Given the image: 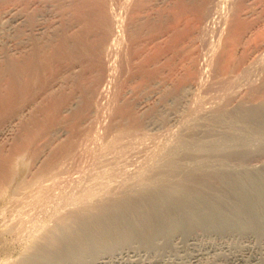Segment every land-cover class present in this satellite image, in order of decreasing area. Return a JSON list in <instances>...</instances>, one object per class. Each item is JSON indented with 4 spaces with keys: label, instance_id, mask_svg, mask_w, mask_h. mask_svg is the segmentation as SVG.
Instances as JSON below:
<instances>
[{
    "label": "rangeland",
    "instance_id": "obj_1",
    "mask_svg": "<svg viewBox=\"0 0 264 264\" xmlns=\"http://www.w3.org/2000/svg\"><path fill=\"white\" fill-rule=\"evenodd\" d=\"M3 1L4 2H1L2 4L0 3L1 7L5 5L6 1V4H11L12 2L15 5L18 4L17 7L19 6V9L25 10L27 16L26 25L29 24L31 27L29 25L30 28L25 26L27 28H24V31L27 30L28 33L32 34L28 35L27 32L24 33L23 27H19L17 30V38L19 40L26 38L25 40L27 41L29 38L27 41V51L23 52V54H17V51H9L6 46L0 45V52L3 50L0 53L2 57L0 59V68H2L0 71V80L2 81V83H0V105L2 104L6 107L4 103L10 101L11 98L9 94L10 89L12 87L14 89L16 88L14 90L15 97L13 96L14 99L12 98L13 102H11L12 107L11 105L9 109L7 107L8 110L5 108L7 111L4 107H0V183L2 182L3 177L1 176H3L4 172L10 171L12 173L13 168H20L18 174L19 180L14 190L8 195L0 192V207H2V209L0 208V264H18L22 262L27 256L35 253V251L41 247V244H47L50 237L54 236L55 233H59L67 226L74 225V222L76 223V221L79 220L77 217L80 218L79 214L83 217L84 213L90 212L85 206L88 207L89 205L88 208H91L92 203L95 204V206L94 204H92V206L97 207L99 204L101 206L102 204L104 205V203L107 205L113 201L119 202V199L121 205L124 203L123 208L125 212L126 210L128 212L127 217L133 223H137L140 217L137 209L139 200L137 202L135 199H138L144 192L161 191L166 188L169 183L170 186L172 183H175L174 185L172 184L174 187L179 186L180 183H184V185H186L185 183H190V187H196L198 190H202L201 194L206 198L211 197L231 203V211L228 214L235 221L237 231H220L218 233L216 230L204 231V229L198 227L199 230L193 228L194 230L188 233L189 237L184 232L178 233L177 231L178 234L175 233L172 237V239H174H170L173 242L170 240V242L162 241V238H160L158 242H156L157 244L155 243L156 246L149 247L150 249L146 246L145 248L142 244L139 246V240L135 238L129 242L130 244L127 243L129 245L120 244L116 246L114 250H125L124 248L128 247L127 249H129L131 247V251H135L136 253L139 251L138 254L141 253L139 255L141 256L140 258L138 256L136 258H131L137 259L138 262L139 259H141V262H144L143 264H154L159 261V263L162 264H182V262H184V264H237L231 260L233 256L232 253L234 254V252H239L248 246H251L256 253L259 250V252H264V236H256V233L254 234L253 231L246 227L244 217L235 214L234 209L237 207V205H235V199L237 197L231 192L230 187L228 188L227 183H236V179L231 182L225 176L227 171H238L237 178L240 183H244L246 187H248V185L251 186L250 183H264V125L257 120L259 119L258 115L251 116L244 111L247 107L250 108L264 101V48H262L264 46V0H139L138 2L134 0L137 4H133L134 1L132 0H98L99 2L97 0H25L28 2L27 4L24 0ZM87 4L88 6H86ZM71 5H74V8H72ZM130 5L132 7L134 6V8ZM28 6L30 8L27 11L25 7ZM204 7H206V11H203V9L205 10ZM100 8L105 9L107 13L103 9L100 10ZM72 9L75 10V12ZM64 10H66L65 13L62 12ZM30 12L34 18H30ZM66 12L69 15H67ZM71 12L75 13L76 16L75 14L72 15ZM111 13L112 16L110 18ZM202 13H204V15H202ZM200 15L202 17H199ZM60 16H63V18H60ZM74 16L78 19L76 22H80L78 23L79 25L74 21ZM112 17H114L115 21L118 20V22L112 21ZM36 18H38V20H36ZM122 19L123 22L121 23ZM29 20L30 22L27 23ZM34 20L36 23L40 20L43 25L40 22L33 25L35 24ZM4 21L5 19L2 17L0 11V22ZM72 21L71 30L69 28V23ZM99 21L102 23H99ZM113 22L116 23L117 26L113 24ZM61 23H65V26L64 24L62 26ZM75 23L77 25H74ZM38 25H40L41 30H39ZM99 26L100 28L103 27L101 29L103 32L100 30ZM108 27L109 29L112 27L111 30H113L112 32L114 33L109 31ZM119 27L122 31H120ZM113 28H115V30ZM106 29H108L107 31H109V33L105 31ZM117 29L121 34L124 33L123 36L118 34L119 31ZM63 30L66 32L64 33L65 35L67 34V36L64 35ZM97 30L100 31L96 32ZM200 30L201 33L198 34L197 32ZM36 31H39L40 34ZM42 31L43 35L41 33ZM52 31L55 34H53ZM69 33L70 38H68ZM109 34L111 37H109ZM40 36L42 38H40ZM73 36L74 39L72 38ZM121 36L124 37L123 40L120 39L122 38ZM219 36L221 38H219ZM104 38H106V45L102 46L101 40ZM115 38L123 42L120 41L119 43ZM40 39H42V42L39 41ZM70 39L71 43L69 42ZM44 41H46V43ZM75 41L78 42L75 43ZM115 41L118 43L115 45L120 46L122 49L119 53V48L114 46V55L118 59L115 62V67L118 66L119 68H115L117 70L115 71L117 73L114 72V74H116L115 78L111 80L110 84L108 83L109 87L106 88L108 95L105 92V97H98L95 94L97 86L101 88L102 83L103 85L106 83L105 81L102 82L104 72L99 61V54L101 55L102 52L104 53L107 47L109 48L110 44H114ZM31 42H33V44H30ZM121 43L122 45L125 43L123 45L124 47L120 45ZM259 44L261 48H258L260 47ZM61 47L62 49L66 47V53H68H64L65 50L63 51ZM67 47H70L69 49L73 51H68ZM80 48H82V50ZM28 49H33L32 53ZM258 50H263V52ZM13 52H15V54ZM26 52L32 55L30 56L32 60ZM98 52L99 54H97ZM214 52L216 53L214 54ZM60 53H64L67 56H63L64 54L61 55ZM76 54H78V56H76ZM86 54H88V56ZM117 54L118 56H116ZM15 55L17 56L16 59ZM25 55L29 61L26 58V60H24ZM210 55L212 57H209ZM59 56H63V62L58 61L61 59L58 58ZM74 56H76L77 59ZM8 57L12 58V60ZM94 58H96V61ZM15 60L19 61L14 63ZM76 60L77 62H75ZM70 64H73L76 68ZM10 65L14 68L15 72L13 69V71L11 70ZM63 66H66L67 69ZM60 67H63L64 70H61ZM71 68L74 73L70 70ZM78 68L80 69L78 70ZM66 70L68 74L66 72H61ZM68 70H70V74ZM25 72V76L27 75V77L23 74ZM14 73L18 75H14ZM91 73L92 76H90ZM58 75L61 79L64 77L66 78L62 79L65 80L63 82L66 84L62 82L61 86L63 87L65 84L67 87L64 86L62 90L66 88L72 90L73 88L72 91L74 93L76 92V95L74 93L72 94V91H68L67 89L66 91L63 90L64 92L62 91L63 93H61V86L59 89L52 86L53 90H51L52 87L50 85L58 81ZM71 75H76V77L74 76V78ZM190 75L193 78H191ZM15 76L19 77L20 80ZM189 77L192 82L189 80ZM25 78H27L26 81ZM194 78L197 81L196 84L193 82L195 81ZM75 79L77 82H75ZM12 80H14L15 83ZM16 80L17 83L19 82L20 84H17ZM72 80H74V87H72L73 83L71 84V82H73ZM20 81L24 82L23 85ZM68 82H70V85H67ZM94 82L98 84L96 83L95 85ZM12 83L14 86H12ZM25 84L27 86H25ZM182 84L183 87L181 86ZM25 87L28 93L23 90ZM184 87L186 89H184ZM89 88L90 90H88ZM47 91H50V94H48ZM86 92H88V94ZM77 94L78 97L80 96V99H82V102L78 99ZM67 95L73 96L74 98L72 97L71 100V97H67ZM83 95H89V98H85ZM82 96L85 100L81 98ZM235 97L238 98L236 99ZM17 98L22 101V104ZM91 98L93 100H91ZM4 99H6V101ZM65 99L66 101H68V99L70 100V102H67V105L65 104L66 102L64 103ZM15 101L19 102L21 105ZM59 102L62 104L60 105ZM86 102L88 107L84 105ZM57 103L59 104L58 107ZM80 103L86 108L84 107V109L82 105L80 107ZM88 103L94 104L89 105ZM25 106L29 110L28 112ZM70 106L72 107V111L74 110L73 113ZM91 106L94 107L92 110H95L92 111ZM13 107L15 111L21 108H23V110H18L19 112L16 111V114L15 111L12 112L11 110ZM79 107L82 109V112ZM62 108H67L71 111V114L67 109L68 112ZM83 109L85 111H83ZM9 110H11V112H8ZM50 111L58 112V114H54L55 112L50 113ZM77 111L80 112V114H77ZM89 112L90 114H88ZM13 113L20 118L17 119V117H15L16 115ZM48 113L54 115L50 116ZM74 113H76V115ZM81 113H83L82 116H84V114L86 116L81 117L82 121L80 118ZM1 114H4V116H1ZM72 114L75 118L78 116L80 119L76 118V122ZM91 115L94 116L91 117ZM87 116L93 119L90 120ZM51 118L54 119V121ZM85 122L91 123V125L90 123L89 125L87 124L89 128ZM62 124L65 125L63 126ZM86 132L87 134H84ZM56 136L57 138H55ZM59 136L62 137L60 138ZM68 136L71 139L68 138ZM85 137H87V139ZM83 143L85 145H83ZM74 146L84 149L77 153L79 157L75 156V158H71L69 153L74 149ZM60 153L64 155L62 156ZM45 157L47 159H45ZM17 159L21 161L18 165H14L13 160L16 162ZM53 168L56 169L54 170ZM49 170L56 177H54ZM240 170L246 171L240 172ZM58 172L63 177H61ZM33 176L36 179L33 178ZM12 179L7 184H10L13 181ZM41 179L43 182H41ZM56 180L60 181L58 182ZM53 181L54 183H52ZM38 182L41 185H46V187L41 185L38 186ZM163 183H167V185L164 186ZM200 183L209 184H204V186L201 185L199 187ZM34 184H37V188H35ZM160 184H162V188ZM27 186L31 187L30 190ZM126 189L127 191H125ZM31 190L32 193H34L32 195L29 194ZM141 190H143L142 194H140ZM192 192L195 193V190L191 191L190 195L194 194ZM27 193L29 195H27ZM12 194L14 197H12ZM15 194L22 195L19 197V195L17 196ZM37 194H40V198L38 197V199L35 198ZM176 194H178V192ZM99 197L100 199L102 197L103 201L99 200ZM106 197L108 198V202H106ZM15 198L16 200H12ZM96 198L97 200H95ZM3 200L5 202H3ZM94 201L97 202L95 203ZM99 201L100 203L98 204ZM76 204L79 209L76 207ZM82 209L84 210L83 212ZM75 210L77 211L75 212ZM78 211L80 213H78ZM16 212L18 216L14 215ZM60 212L63 213L61 214ZM66 212H70L71 214ZM64 213L67 215L65 216ZM75 213L78 214V216L76 215L77 220L73 221V218L76 219L74 216ZM69 214L71 216H69ZM72 214H74L73 217ZM58 217L61 219L59 220ZM63 217L67 218L63 219ZM17 218L20 220L18 221ZM6 219L9 220V222H4ZM22 220L25 221L22 223ZM70 220H72V222H70ZM12 221L15 225L12 224ZM62 224L64 226H62ZM6 226L9 227L6 228L8 231L6 229L4 230ZM57 229L59 232H56ZM49 231H51L50 236L48 235ZM194 231L196 233H193ZM46 233L48 235L47 237ZM191 236L197 237L194 239V242L193 240L192 242L189 240ZM134 240H138V242ZM186 240L190 243H187ZM214 250L216 251L214 252ZM196 251L200 253L201 256L199 255V259L197 258V260H191V256L197 254ZM177 256H179V258H177ZM125 258L123 259L124 261L122 260L121 264H131L128 258L126 259L127 261ZM60 260L61 259L51 256L45 260L47 263L42 264H64V262ZM65 264L78 263L65 261ZM260 264H264V260Z\"/></svg>",
    "mask_w": 264,
    "mask_h": 264
},
{
    "label": "bare ground",
    "instance_id": "obj_2",
    "mask_svg": "<svg viewBox=\"0 0 264 264\" xmlns=\"http://www.w3.org/2000/svg\"><path fill=\"white\" fill-rule=\"evenodd\" d=\"M8 1H10V0H8ZM25 1V0H24ZM42 1V0H41ZM71 1H73V0H71ZM80 1V0H79ZM98 1V0H97ZM99 1H102V0H99ZM98 1V2H99ZM104 1V0H103ZM131 1V0H130ZM129 1V2H130ZM132 1H134V0H132ZM137 2L139 1V0H136ZM136 1H134L133 2V4L134 3H136L137 4V2ZM1 2H4L3 0L1 1L0 0V3ZM26 2V1H25ZM35 2V1H34ZM78 2V1H77ZM83 2V1H82ZM127 2V1H126ZM206 2V1H205ZM208 2V1H207ZM7 2L5 1V5H7V6H3L2 5V7L0 6V8H1V15H2V17L5 19V21L4 22H0V45H2V46H6L7 48H8V50L9 51H17L16 53L17 54H23V52H25V51H27L26 49H27V41H28V39H27V41L25 40L26 38H22V39H18L17 37H18V34H17V30H18V28L19 27H23V31H24V28H27V27H25V26H28L29 24H27L26 25V14H25V10H23V9H19L18 7H17V5L18 4H14V3H12L11 2V4L9 3V4H6ZM28 2H26V4H27ZM37 3V2H36ZM47 3V2H46ZM71 3H73V2H71ZM75 3V2H74ZM104 3V2H103ZM107 3V2H106ZM2 4V3H1ZM4 4V3H3ZM21 4H22V2H21ZM42 4V3H41ZM78 4V3H77ZM217 4V3H216ZM29 5V4H28ZM50 5V4H49ZM65 5H66V3H65ZM80 5H82V4H80ZM205 5V4H204ZM22 6V5H21ZM26 6V5H25ZM40 6V5H39ZM43 6V5H42ZM53 6V5H52ZM72 6V5H71ZM74 6V5H73ZM72 6V8H74ZM86 6H88V4L86 5ZM90 6H92V5H90ZM95 6V5H94ZM131 6V5H130ZM206 6V5H205ZM209 6V5H208ZM35 7V6H34ZM38 7V6H37ZM62 7V6H61ZM67 7V6H66ZM81 7V6H80ZM84 7V6H83ZM99 7H100V5H99ZM107 7V6H106ZM132 7V6H131ZM207 7V6H206ZM206 7H204L205 8V10L203 9V11H206ZM26 9H27V11L29 10V6L28 7H25ZM24 8V9H25ZM42 8V7H41ZM69 8V7H68ZM71 8V7H70ZM91 8V7H90ZM89 8V9H90ZM132 8H134V6L132 7ZM210 8V7H209ZM208 8V9H209ZM43 9V8H42ZM50 9V8H49ZM61 9V8H60ZM64 9V8H63ZM101 9H103V8H100V10ZM30 10H32V9H30ZM44 10V9H43ZM62 10V9H61ZM67 10V9H66ZM66 10H64V11H62V12H64L65 13V11ZM69 10H71V9H69ZM73 10V9H72ZM104 11H105V9H103ZM194 10V9H193ZM192 10V11H193ZM60 11V10H59ZM74 12H75V10H73ZM68 12H70V11H68ZM77 12V11H76ZM101 12V11H100ZM106 12V11H105ZM113 12V11H112ZM132 12V11H131ZM133 12H134V10H133ZM133 12H132V14H133ZM199 12V11H198ZM201 12H202V10H201ZM208 12V11H207ZM67 13V12H66ZM72 13V15L73 14H75V13H73V12H71ZM107 13V12H106ZM28 14V13H27ZM42 14V13H41ZM59 14V13H58ZM62 14V13H61ZM82 14V13H81ZM81 14H79V15H81ZM105 14V13H104ZM131 14V13H130ZM205 14H206V12H205ZM29 15V14H28ZM67 15H69L68 13H67ZM71 15V16H72ZM117 15V14H116ZM202 15H204V13H202ZM30 18H34V17H32V14H31V12H30ZM75 16H76V14H75ZM75 16H74V21L76 22V20H78V19H76L75 18ZM87 16V15H86ZM102 16V15H101ZM107 16H109V15H107ZM111 16H112V13H111V15H110V18H111ZM114 16V15H113ZM56 17V16H55ZM92 17V16H91ZM115 17V16H114ZM114 17H112V21L114 20ZM199 17H202L201 15L199 16ZM204 17V16H203ZM30 18H28V19H30ZM42 18V17H41ZM48 18V17H47ZM60 18H63V16H60ZM77 18H78V16H77ZM100 18V17H99ZM118 18V17H117ZM122 18V17H121ZM45 19V18H44ZM68 19V18H67ZM81 19V18H80ZM116 19V18H115ZM201 19V18H200ZM208 19V18H207ZM36 20H38V18H36ZM41 20V19H40ZM37 21V23H36V21H35V24H33V25H36V24H38V22H40V23H42L41 21ZM43 20V19H42ZM59 20V19H58ZM69 20V19H68ZM110 20V21H111ZM117 20V19H116ZM45 21V20H44ZM56 21V20H55ZM62 21V20H61ZM115 21V20H114ZM30 22V20L27 22V23H29ZM51 22V21H50ZM54 22V21H53ZM59 22H60V20H59ZM59 22H58V24H59ZM84 22V21H83ZM101 21H99V23H100ZM115 22H118V20L117 21H115ZM123 22V19L121 20V23ZM32 23V22H31ZM46 23V22H45ZM73 23V21L72 22H70L69 24H70V26H69V28L70 27H72L71 26V24ZM77 24L78 23H80V22H76ZM74 24V25H77V24ZM102 23V22H101ZM194 23V22H193ZM201 23H202V21H201ZM47 24V23H46ZM54 24V23H53ZM62 24V23H61ZM64 24V26H65V23H63ZM63 24H62V26H63ZM113 24H115L116 25V23H114L113 22ZM204 24V23H203ZM32 25V24H31ZM42 25H43V23H42ZM79 25V24H78ZM101 25V24H100ZM105 25V24H104ZM112 25V24H111ZM195 25H196V22H195ZM199 25H201V24H199ZM30 26V25H29ZM28 26V27H29ZM39 26V30H41L40 29V25H38ZM38 26H36V27H38ZM46 26V25H45ZM44 26V27H45ZM84 26V25H83ZM89 26V25H88ZM106 26V25H105ZM112 26H114V25H112ZM117 26V25H116ZM118 26H119V24H118ZM198 26V25H197ZM31 27V26H30ZM29 27V28H30ZM33 27V26H32ZM43 27V28H44ZM58 27V26H57ZM60 27H61V25H60ZM68 27V26H67ZM82 27V26H81ZM102 27V26H101ZM107 27V26H106ZM120 27H121V24H120ZM120 27H119V29H120ZM199 27V26H198ZM201 27V26H200ZM33 28H35V27H33ZM48 28H50V27H48ZM75 28V27H74ZM79 28H80V26H79ZM99 28H100V26H99ZM98 28V29H99ZM103 28V27H102ZM102 28H100V30L102 29ZM117 28V27H116ZM123 28V27H122ZM192 28H194V27H192ZM32 29V28H31ZM45 29V28H44ZM60 29V28H59ZM71 29V28H70ZM78 29V28H77ZM77 29H75V30H77ZM108 29H109V27H108ZM108 29H106L105 31H107ZM112 29V27L109 29V31H113V30H111ZM114 30H115V28H113ZM201 29V28H200ZM26 30V29H25ZM33 30V29H32ZM37 30V29H36ZM50 30V29H49ZM56 30V29H55ZM61 30V29H60ZM72 30V29H71ZM70 30V31H71ZM75 30H73V31H75ZM82 30V29H81ZM81 30H79V31H81ZM86 30H87V28H86ZM100 30H97L96 32H98V31H100ZM118 30V29H117ZM219 30H221V29H219ZM35 31V30H34ZM43 31H45V30H43ZM43 31L41 32L42 33V35H43ZM51 31V30H50ZM85 31V30H84ZM102 31V30H101ZM104 31V32H105ZM109 31H107V33H109ZM119 31V30H118ZM120 31H122L121 29H120ZM120 31L118 32V34H120V35H122L123 36V34H121L120 33ZM197 31H198V29H197ZM25 32H27V30L26 31H24V33ZM30 32V31H29ZM36 32H38L39 33V31H36ZM35 32V33H36ZM53 32V31H52ZM52 32H51V34H52ZM59 32V31H58ZM61 32H62V30H61ZM65 31L63 30V33H64ZM83 32V31H82ZM95 32V31H94ZM103 32V31H102ZM110 32V33H111ZM195 32H196V30H195ZM22 33V32H21ZM23 33V34H24ZM28 33V32H27ZM34 33V34H35ZM50 33V32H49ZM48 33V34H49ZM66 33V32H65ZM65 33H64V35H65ZM71 33V32H70ZM70 33L68 34V36L70 35ZM101 33V32H100ZM99 33V34H100ZM112 33H114V32H112ZM194 33V32H193ZM198 34L199 33H201V30L199 31V32H197ZM196 33V34H197ZM220 33V32H219ZM20 34V33H19ZM29 34H32V33H28V35ZM37 34V33H36ZM35 34V35H36ZM40 34V33H39ZM46 34V33H45ZM45 34H44V37H45ZM47 34V35H48ZM53 34H55L54 32H53ZM59 34V33H58ZM98 34V35H99ZM102 34V33H101ZM105 34V33H104ZM167 34V33H166ZM26 35V34H25ZM50 35V34H49ZM61 35V34H60ZM63 35V34H62ZM77 35V34H76ZM75 35V36H76ZM81 35V34H80ZM107 35V34H106ZM119 35V36H120ZM212 35V34H211ZM220 35V34H219ZM22 36H24V35H22ZM22 36H20V37H22ZM27 36V35H26ZM25 36V37H26ZM32 36V35H31ZM38 36V35H37ZM54 36V35H53ZM56 36V35H55ZM65 36H67V34L65 35ZM71 36H72V34H71ZM77 36H79V35H77ZM100 36V35H99ZM103 36H105V35H103ZM121 36V37H122ZM201 36V35H200ZM227 36V35H226ZM229 36V35H228ZM19 37V38H20ZM30 37V36H29ZM43 37V38H44ZM47 37V36H46ZM51 37V36H50ZM109 37H111L110 36V34H109ZM32 38V37H31ZM38 38H39V36H38ZM40 38H42L41 36H40ZM68 38H70V36L68 37ZM73 39H74V36L72 37ZM98 38V37H97ZM102 38V37H101ZM123 38L124 37H122V38H120L121 40H123ZM202 38V37H201ZM219 38H221L220 36H219ZM224 38H226V37H224ZM18 39V40H17ZM49 39V38H48ZM53 39V38H52ZM65 39V38H64ZM108 39V38H107ZM114 39V38H113ZM115 39H117V38H115ZM203 39V38H202ZM229 39V38H228ZM45 40V39H44ZM50 40V39H49ZM66 40H67V38H66ZM96 40V39H95ZM99 40V39H98ZM118 40V39H117ZM120 40V41H121ZM223 41H225L224 39H222ZM40 42H42V39H40L39 40ZM57 41V40H56ZM60 41H62V40H60ZM68 41V40H67ZM74 41V40H73ZM102 41V42H101ZM101 41H99V42H101L103 45L102 46H104V45H106L105 43H106V38H104L103 40H101ZM120 41L118 40L117 42H119L120 43ZM133 41V40H132ZM209 41V40H208ZM230 41V40H229ZM45 43H46V41H44ZM70 43H71V39H70V41H69ZM76 42H78V41H75V43ZM95 42H97V41H95ZM116 41H115V43L114 44H110V46H109V48L107 47V50L106 51H104V53L102 52V54L100 55L99 54V52L97 53V54H99V61H100V64H101V66H102V70H103V72H104V76H103V80H102V82L103 81H105L106 83H104V85H103V83H102V87L101 88H99L98 86H97V88H96V90H95V94L98 96V97H102V96H104L105 97V92H106V94H107V91H106V88H108L109 86V84L111 83V80H113V78H115V75L116 74H114V72L115 71H117L115 68H117V67H115V62H116V60H118L116 57H115V55H114V46H116L115 44H118ZM121 42H123V41H121ZM221 42V41H220ZM219 42V43H220ZM48 43V42H47ZM66 43V42H65ZM68 43V42H67ZM86 43H88V42H86ZM125 43H126V41H125ZM124 43V44H125ZM264 43V42H263ZM30 44H33V42H31ZM49 44V43H48ZM97 44V43H96ZM123 44V45H124ZM94 45H95V43H94ZM120 45H122V43L120 44ZM122 45V46H123ZM128 45V44H127ZM166 45V44H165ZM260 45V44H259ZM64 46H66V45H64ZM91 46V45H90ZM131 46V45H130ZM34 47V46H33ZM50 47V46H49ZM60 47V46H59ZM63 47V46H62ZM62 47H61V49H62ZM72 47V46H71ZM116 47H118L119 49H118V52L119 51H122V49L120 48V46H116ZM115 47V48H116ZM124 47V46H123ZM127 47V46H126ZM56 48V47H55ZM58 48V47H57ZM56 48V49H57ZM70 47H67V49H68V51H73V50H70L69 49ZM74 48L76 49V47L74 46ZM89 48V47H88ZM258 48H261V45H260V47H258ZM262 48H264V46L262 47ZM50 49H51V47H50ZM59 49V48H58ZM73 49V48H72ZM81 50H82V48H80ZM117 49V48H116ZM31 53H32V51H33V49L32 50H30V49H28ZM52 50V49H51ZM63 51L65 50V52L64 53H66V47H64V49H62ZM90 50V49H89ZM218 50V49H217ZM3 51V50H2ZM1 51V52H2ZM46 51V50H45ZM63 51H61V52H63ZM74 51H76V50H74ZM94 51V50H93ZM115 51H117V50H115ZM123 51H124V49H123ZM258 51H261V50H258ZM0 52V53H1ZM58 52V51H57ZM96 52V51H95ZM213 52V51H212ZM261 52H263V50L261 51ZM4 53V52H3ZM3 53H2V55H3ZM14 54H15V52H13ZM27 53V52H26ZM63 53V54H64ZM68 53V52H67ZM66 53V54H67ZM74 53V52H73ZM85 53H87V52H85ZM115 53H117V52H115ZM120 53V52H119ZM118 53V54H119ZM216 52H214V54H215ZM257 53V52H256ZM7 54V53H6ZM14 54H12V55H14ZM16 54V55H17ZM28 55H29V53H27ZM61 54V53H60ZM63 54H61V55H63ZM66 54H64L63 56H67ZM82 54V53H81ZM90 54V53H89ZM118 54L116 55V56H118ZM219 54H221V53H219ZM225 54H226V52H225ZM224 54V55H225ZM8 55V54H7ZM15 55V56H16ZM27 55V56H28ZM56 55L58 56V54L56 53ZM75 55V54H74ZM87 56H88V54H86ZM120 55V54H119ZM162 55V54H161ZM165 55V54H164ZM199 55V54H198ZM223 55V56H224ZM30 56H32V55H29V58H30ZM62 56V57H63ZM76 56H78V54H76ZM76 56H74L75 58H76ZM197 56V55H196ZM231 56V55H230ZM19 57V56H18ZM21 57V56H20ZM52 57V56H51ZM62 57L61 56H59L58 58H61V59H59L58 61L59 62H63V60H62ZM69 57H71V56H69ZM209 57H212L211 55L209 56ZM226 57V56H225ZM2 57H1V55H0V59H1ZM9 58V57H8ZM17 58V56L15 57V59ZM28 59L27 57H26V55H25V57H24V60H26V59ZM34 58V57H33ZM57 58V59H58ZM65 58V57H64ZM89 58V57H88ZM91 58V57H90ZM200 58V57H199ZM262 58V57H261ZM9 59H11L12 60V58H9ZM31 59V58H30ZM74 59V58H73ZM77 59V58H76ZM92 59V58H91ZM96 58H94V60H95ZM127 59V58H126ZM212 59V58H211ZM216 59V58H215ZM32 60V59H31ZM62 60V61H61ZM75 60V59H74ZM220 60V59H219ZM264 60V59H263ZM1 61V60H0ZM16 61H19V60H15L14 61V63L16 62ZM28 61H29V59H28ZM65 61H67V60H65ZM71 61H72V59H71ZM96 61V60H95ZM98 61V60H97ZM120 61V60H119ZM227 61V60H226ZM234 61H236V60H234ZM251 61V60H250ZM31 62V61H30ZM68 62V61H67ZM69 62H70V60H69ZM74 62V61H73ZM75 62H77V60L75 61ZM89 62V61H88ZM125 62V61H124ZM212 62V61H211ZM215 62V61H214ZM219 62V61H218ZM19 63V62H18ZM17 63V64H18ZM243 63H244V61H243ZM242 63V64H243ZM4 64V63H3ZM65 64V63H64ZM74 64V63H73ZM73 64H70V65H73ZM76 64V63H75ZM95 64V63H94ZM226 64V63H225ZM245 64V63H244ZM243 64V65H244ZM1 65V64H0ZM12 66H13V64H11ZM11 65H10V67H11ZM19 65V64H18ZM27 65H29V64H27ZM85 65V64H84ZM117 65V64H116ZM197 65V64H196ZM220 65V64H219ZM222 65H224V64H222ZM237 65V64H236ZM3 66V65H2ZM1 66V67H2ZM74 66V65H73ZM76 66H77V64H76ZM76 66H74L75 68H76ZM229 66V65H228ZM13 67H15V66H13ZM18 67V66H17ZM23 67H25V66H23ZM58 67V66H57ZM63 67H65L66 69H67V67L66 66H63ZM63 67H60L61 68V70L63 69ZM233 67V66H232ZM231 67V68H232ZM242 67V66H241ZM16 68V67H15ZM59 68V67H58ZM74 68V69H75ZM90 68V67H89ZM94 68V67H93ZM96 68V67H95ZM94 68V69H95ZM119 68V67H118ZM234 68V67H233ZM1 69L2 68H0V71H1ZM14 70V68H12L11 67V70ZM27 69V68H26ZM51 69V68H50ZM80 68H78V70H79ZM97 69V68H96ZM12 70V71H13ZM64 70V69H63ZM70 70H72V68L70 69ZM70 70H68L69 71V74H70ZM76 70V69H75ZM86 70V69H85ZM19 71V70H18ZM50 71V70H49ZM84 71V70H83ZM88 71H89V69H88ZM87 71V72H88ZM90 71H93V70H90ZM101 71V70H100ZM230 71V70H229ZM6 72V71H5ZM11 72V71H10ZM10 72H9V74H10ZM14 72H15V70H14ZM30 72H32V71H30ZM61 72H66L67 73V70L66 71H61ZM58 73V72H57ZM72 73H74V71L72 70ZM77 73V72H76ZM79 73V72H78ZM115 73H117V72H115ZM238 73V72H237ZM2 74V73H1ZM16 73H14V75H15ZM24 74V76H25V74H26V72L25 73H23ZM65 74V73H64ZM63 74V75H64ZM68 74V73H67ZM84 74V73H83ZM82 74V75H83ZM89 74V73H88ZM99 74V73H98ZM102 74V73H101ZM230 74H231V72H230ZM3 75V74H2ZM7 75V74H6ZM16 75H18V74H16ZM19 75H21V74H19ZM62 75V74H61ZM77 75H80V74H77ZM81 75V76H82ZM86 75V74H85ZM94 75H95V73H94ZM207 75V74H206ZM224 75V74H223ZM227 75V74H226ZM69 76V75H68ZM67 76V77H68ZM71 76H73V75H71ZM70 76V77H71ZM75 77H76V75H74ZM73 76V77H74ZM84 76V75H83ZM87 76V75H86ZM85 76V77H86ZM90 76H92V73H91V75ZM97 76H99V75H97ZM232 76V75H231ZM2 77H4V76H2ZM16 77V76H15ZM25 77H27V75L25 76ZM57 77V76H56ZM60 76L58 75V78H59ZM72 77V78H73ZM74 77V78H75ZM78 77V76H77ZM89 77V76H88ZM190 77H191V75H190ZM189 77V78H190ZM197 77V76H196ZM213 77V76H212ZM216 77V76H215ZM215 77H214V79H215ZM16 78H18V80H20L19 79V77H16ZM16 78H14V79H16ZM32 78H34V77H32ZM35 78H37V77H35ZM65 78V77H64ZM64 78H62V79H64ZM69 78V77H68ZM71 78V79H72ZM73 78V79H74ZM102 78V77H101ZM191 78H193V77H191ZM191 78L189 79L191 82H192V80H191ZM198 78V77H197ZM202 78V77H201ZM200 78V79H201ZM0 79H1V77H0ZM12 79H13V77H12ZM61 78H59L58 79V81H55L54 82V84L52 85H50L51 87L52 86H54V87H56V88H58L59 89V87L61 86V83L63 82V81H65V80H62ZM66 79V78H65ZM77 79V78H76ZM76 79H75V82H77L76 81ZM124 79V78H123ZM195 79V78H194ZM27 80V78H25V81ZM31 80V79H30ZM30 80H29V82H30ZM70 80V79H69ZM68 80V81H69ZM92 80V79H91ZM13 82H14V80H12ZM40 81V80H39ZM73 82H71V84L73 83V86L72 87H74V80H72ZM98 81H101V80H98ZM201 81V80H200ZM202 81H203V79H202ZM6 82V81H5ZM20 82H22V81H20ZM70 82H68L67 83V85H70ZM113 82V81H112ZM186 82H188V81H186ZM190 82V83H191ZM195 84H196V79H195V81H193ZM198 82H199V80H198ZM262 82V81H261ZM0 83H2V81L0 80ZM15 83V82H14ZM16 83H17V80H16ZM19 83V82H18ZM17 83V84H18ZM23 83L24 82H22L21 84L23 85ZM43 83V82H42ZM63 83H65V82H63ZM95 83V85H96V83L97 82H94ZM101 83V82H100ZM100 83H99V85H100ZM109 83V84H108ZM189 83V82H188ZM263 83H264V81H263ZM262 83V84H263ZM13 84V83H12ZM20 84V83H19ZM66 84V83H65ZM65 84L63 85V87L65 86ZM92 84V83H91ZM98 84V83H97ZM158 84V83H157ZM192 84V83H191ZM261 84V85H262ZM93 85V84H92ZM94 85V86H95ZM6 86V85H5ZM12 86H14V84L12 85ZM17 86V85H16ZM25 86H27L26 84H25ZM87 86V85H86ZM101 86V85H100ZM118 86V85H117ZM180 86V85H179ZM182 87H183V84L181 85ZM197 86V85H196ZM263 86V85H262ZM29 87V86H28ZM62 86H61V93H63L64 91H66V89L63 91L62 90V88H63ZM65 87H67V86H65ZM121 87V86H120ZM70 88H71V86H70ZM99 88V89H98ZM16 89V88H15ZM13 87L10 89V92H9V94H10V101H7V103L5 102L4 104H5V106L6 107H4V105H0V107L2 106V107H4V109L6 108L7 109V107H8V109L10 108L9 106L11 105V107H12V103L11 102H13V100H12V98H13V96H14V90H15ZM19 89H21V88H19ZM55 89V88H54ZM92 89H93V87H92ZM184 89H186L185 87H184ZM255 89V88H254ZM2 90H3V88H2ZM23 90H25L26 92H27V90H26V87L23 89ZM48 90V89H47ZM51 90H53V87H52V89ZM50 90V91H51ZM68 90V89H67ZM72 90H73V88H72ZM71 89L70 90H68V91H72ZM88 90H90V88L88 89ZM109 90V89H108ZM127 90V89H126ZM50 91L48 92V94H50ZM56 91V90H55ZM63 91V92H62ZM77 91V90H76ZM82 91V90H81ZM120 91V90H119ZM254 91V90H253ZM255 91H257V90H255ZM57 92V91H56ZM78 92V91H77ZM85 92V91H84ZM88 92H91V91H88ZM88 92H86L87 94H88ZM28 93V92H27ZM74 92L72 91V94H73ZM76 93V92H75ZM74 93V94H75ZM82 93V92H81ZM80 93V94H81ZM109 93V92H108ZM129 93V92H128ZM181 93V92H180ZM257 93V92H256ZM71 94V93H70ZM71 94V95H72ZM92 94H94V93H92ZM157 94V93H156ZM238 94V93H237ZM31 95V94H30ZM64 95V94H63ZM76 95V94H75ZM108 95V94H107ZM107 95H106V97H107ZM240 95H242V94H240ZM239 95V96H240ZM260 95V94H259ZM33 96V95H32ZM49 96V95H48ZM51 96V95H50ZM66 96V95H65ZM84 96V95H83ZM83 96L81 97V98H83ZM89 96V95H88ZM87 95H85L84 97L86 98H89ZM3 97V96H2ZM1 97V98H2ZM15 97V96H14ZM67 97H71V96H68L67 95ZM73 97V96H72ZM72 97H71V100H72ZM77 97H78V94H77ZM115 97V96H114ZM4 98V97H3ZM31 98V97H30ZM47 98V97H46ZM50 98V97H49ZM62 98H63V96H62ZM62 98H61V100H62ZM74 98V97H73ZM93 98V97H92ZM91 98V100H93ZM236 98V97H235ZM238 98V97H237ZM236 98V99H237ZM14 99V98H13ZM18 99V98H17ZM35 99V98H34ZM37 99V98H36ZM45 99V98H44ZM64 99V98H63ZM70 99V98H69ZM68 99V101H66V99H65V101H64V103L67 105V102H70V100ZM78 99H80V96L78 97ZM84 99V98H83ZM98 99V98H97ZM100 99V98H99ZM116 99V98H115ZM5 101H6V99H4ZM9 100V99H8ZM15 100H16V98H15ZM19 100V99H18ZM17 100V101H18ZM41 100H43V99H41ZM46 100V99H45ZM82 99H80V101H81ZM85 100V99H84ZM90 100V99H89ZM102 100V99H101ZM17 101H15V102H17ZM20 101V100H19ZM39 101V100H38ZM57 101V100H56ZM59 101V100H58ZM2 102H3V100H2ZM22 101H20V103H21ZM54 102V101H53ZM61 102H63V101H61ZM61 102H59L60 103V105L62 104ZM72 102V101H71ZM82 102V101H81ZM85 102V101H84ZM92 102V101H91ZM115 102V101H114ZM242 102V101H241ZM17 103H19V102H17ZM16 103V104H17ZM19 103V104H20ZM23 103H25V102H23ZM28 103V102H27ZM41 103V102H40ZM78 103V102H77ZM95 103V102H94ZM93 103V104H94ZM98 103V102H97ZM101 103V102H100ZM102 103H103V101H102ZM238 103V102H237ZM240 103V102H239ZM252 103V102H251ZM258 103V102H257ZM19 104H17L18 106H19ZM22 104V103H21ZM20 104V105H21ZM30 104V103H29ZM56 104V103H55ZM65 104H64V107H65ZM87 104V102L86 103H84V105H86ZM89 105H91L90 103H88ZM92 104V105H93ZM15 105V104H14ZM13 105V106H14ZM25 105V104H24ZM51 105H53V104H51ZM58 103H57V107H58ZM81 105L83 106V108L85 107L83 104H81L80 103V107H81ZM100 105H102V104H100ZM28 106V105H27ZM48 106V105H47ZM56 106V105H55ZM87 106V105H86ZM95 106V105H94ZM97 106V105H96ZM246 106V105H245ZM1 107V108H2ZM15 107V106H14ZM14 107L11 109L12 110V112L13 111H15L14 110ZM19 107H21V106H19ZM19 107H17V108H19ZM52 107V106H51ZM50 107V108H51ZM54 107V106H53ZM61 107H63V106H61ZM71 107V106H70ZM79 107V108H80ZM88 107V106H87ZM98 107V106H97ZM101 107V106H100ZM123 107V106H122ZM25 108H26V106H25ZM29 108H31V107H29ZM68 108V107H67ZM66 108V109H67ZM86 108V107H85ZM84 108V109H85ZM92 108H94V107H92L91 106V110H92ZM5 109V110H6ZM7 109V110H8ZM42 109V108H41ZM63 109V108H62ZM65 108L63 109V110H65V111H67ZM71 109V111H72V107L70 108ZM81 109V108H80ZM83 109V111H85ZM89 109H90V107H89ZM96 109H98V108H96ZM109 109V108H108ZM214 109V108H213ZM4 110V111H5ZM6 110V111H7ZM11 110H9L8 112H11ZM18 110H23V108H21V109H16V111H18ZM34 110V109H33ZM51 110V109H50ZM53 110H54V108H53ZM62 110V111H63ZM93 110H95V109H93ZM92 110V111H93ZM99 110H100V108H99ZM5 111V112H6ZM16 111H15V113H16ZM26 111L28 112L29 110L26 108ZM48 111V110H47ZM56 111V110H55ZM54 111V112H55ZM58 111V110H57ZM69 111V113L71 112L70 110H68ZM67 111V112H68ZM74 111V110H73ZM73 111H72V113H73ZM89 111V110H88ZM98 111V110H97ZM107 111V110H106ZM245 111V113H247L248 115H251V116H253V115H258L259 116V119H257V120H259V122L261 123V124H263L264 125V101H262V103H260V104H258V105H254V106H252V107H250V108H248L247 107V109L246 110H244ZM0 112H1V110H0ZM19 112V111H18ZM49 112V111H48ZM51 112H53V111H50V113ZM53 112V113H54ZM81 112H82V109H81ZM100 112V111H99ZM98 112V113H99ZM142 112V111H141ZM4 113V112H3ZM15 113H13V114H15ZM21 113V112H20ZM26 113V112H25ZM47 113V112H46ZM50 113H48L49 115H50ZM58 114V112H55L54 114ZM77 114H80V112H76ZM76 113H74L75 115H76ZM85 113V112H84ZM6 114V113H5ZM8 114V113H7ZM10 114V113H9ZM12 114V115H13ZM17 114V113H16ZM15 114V115H16ZM23 114V113H22ZM22 114H19V115H22ZM27 114V113H26ZM25 114V115H26ZM30 114V113H29ZM32 114V113H31ZM54 114H51L50 116H52V115H54ZM62 114V113H61ZM71 114V113H70ZM82 114L83 113H81V115H80V118L81 117H86L85 116V114H84V116H82ZM88 114H90V112L88 113ZM73 115V114H72ZM72 115H70V116H72ZM87 115V114H86ZM97 115V114H96ZM95 115V116H96ZM99 115V114H98ZM1 116H4V114H1ZM22 116H24V115H22ZM50 116H49V118H50ZM74 116V115H73ZM72 116V117H73ZM89 116V115H88ZM87 116V117H88ZM92 116H94V115H91V117ZM101 116V115H100ZM257 116V117H258ZM14 117V116H13ZM15 117H17V119L18 118H20L19 116H15ZM66 117H67V113H66ZM71 117V118H72ZM48 118V117H47ZM73 118H75V116L73 117ZM76 118H78V116L76 117ZM76 118H75V120H76ZM80 118H78V119H80ZM89 118V117H88ZM15 119V118H14ZM52 119V118H51ZM57 119H58V117H57ZM67 119V118H66ZM65 119V120H66ZM84 119V118H83ZM86 119V118H85ZM90 120L91 119H93V118H89ZM94 119H95V117H94ZM4 120V119H3ZM16 120V119H15ZM53 121H54V119H52ZM55 120H56V118H55ZM72 120V119H71ZM87 120V119H86ZM85 120V121H86ZM89 120V121H90ZM137 120H138V117H137ZM140 120H142V119H140ZM52 121V122H53ZM78 121H80V120H78ZM81 121H82V118H81ZM93 121V120H92ZM91 121V122H92ZM66 122V121H65ZM76 122H77V120H76ZM138 122V121H137ZM1 123V122H0ZM6 123V122H5ZM56 123H58V122H56ZM75 123V122H74ZM84 123V122H83ZM83 123H82V125H83ZM90 123V122H89ZM89 123H86L85 122V124L87 125H89ZM135 123V122H134ZM140 123V122H139ZM4 124V123H3ZM66 124V123H65ZM65 124H62L63 126L65 125ZM81 124V123H80ZM44 125V124H43ZM77 125H78V123H77ZM87 125V127L89 128V126ZM90 125H91V123H90ZM95 125V124H94ZM93 125V126H94ZM119 125V124H118ZM135 125V124H134ZM7 126V125H6ZM5 126V127H6ZM41 126V125H40ZM46 126V125H45ZM62 126V127H63ZM84 126V125H83ZM10 127H12V126H10ZM58 127V126H57ZM71 127H73V126H71ZM77 127V126H76ZM91 127V126H90ZM206 127V126H205ZM8 129H9V127H8ZM11 129V128H10ZM62 129H64V128H62ZM2 130V129H1ZM32 130V129H31ZM53 130H55V129H53ZM71 130V129H70ZM69 130V131H70ZM77 130V129H76ZM210 130V129H209ZM4 131H5V128H4ZM7 131V130H6ZM64 131V130H63ZM66 131V130H65ZM91 131V130H90ZM2 132V131H1ZM59 132V131H58ZM5 133V132H4ZM10 133V132H9ZM8 134V133H7ZM12 134V133H11ZM14 134V133H13ZM48 134V133H47ZM84 134H87V132L86 133H84ZM104 134V133H103ZM5 135V134H4ZM27 135V134H26ZM54 135V134H53ZM58 135V134H57ZM67 135H69V134H67ZM51 136V135H50ZM65 136V135H64ZM86 136V135H85ZM90 136V135H89ZM10 137V136H9ZM60 137V136H59ZM62 137V136H61ZM60 137V138H61ZM92 137V136H91ZM107 137V136H106ZM44 138V137H43ZM55 138H57V136L55 137ZM54 138V139H55ZM65 138H66V136H65ZM68 138H70L69 136H68ZM86 139H87V137H85ZM71 139V138H70ZM85 139V140H86ZM83 140H84V138H83ZM88 140H90V139H88ZM98 140V139H97ZM67 141V140H66ZM69 142H70V140H69ZM72 142V141H71ZM40 143V142H39ZM52 143H53V141H52ZM89 143V142H88ZM72 144V143H71ZM75 144V143H74ZM81 144V143H80ZM79 144V145H80ZM83 145H85L84 143H83ZM69 146H70V144H69ZM89 146V145H88ZM87 147V146H86ZM101 147V146H100ZM67 148V147H66ZM65 148V149H66ZM72 149H73V147H72ZM84 149V148H83ZM83 149L81 148V147H75L74 146V149L69 153V156H71V158H75V156H77V157H79L78 155L79 154H77V153H79L80 151H83ZM88 150V149H87ZM100 150V149H99ZM63 151V150H62ZM101 151V150H100ZM50 152V151H49ZM64 152V151H63ZM47 153V152H46ZM53 153V152H52ZM67 153V152H66ZM81 153H83V152H81ZM99 153V152H98ZM111 153V152H110ZM59 154V153H58ZM61 154V153H60ZM101 154V153H100ZM199 154V153H198ZM227 154V153H226ZM62 155V154H61ZM60 155V156H61ZM64 155V154H63ZM62 155V156H63ZM195 155V154H194ZM68 156V157H69ZM226 156V155H225ZM65 157V156H64ZM63 157V158H64ZM66 157H67V155H66ZM42 158V157H41ZM45 159H47L46 157H45ZM108 160V159H107ZM8 161V160H7ZM20 159H17L16 160V162H15V160H13V164L15 165V164H19L20 163ZM40 161V160H39ZM81 161V160H80ZM86 161V160H85ZM27 163V162H26ZM37 163V162H36ZM42 163V162H41ZM52 163V162H51ZM58 164H60V163H58ZM62 165V164H61ZM60 165V166H61ZM67 165V164H66ZM110 165V164H109ZM23 166V165H22ZM57 166V165H56ZM63 166V165H62ZM37 167V166H36ZM59 167V166H58ZM57 167V168H58ZM32 169V168H31ZM46 169V168H45ZM54 169V168H53ZM56 169V168H55ZM54 169V170H55ZM70 169V168H69ZM33 170V169H32ZM58 170V169H57ZM59 170H60V168H59ZM62 170V169H61ZM256 170V169H255ZM19 171H20V168H13V171H12V173L10 172V171H7V172H4L3 173V176H1V177H3L2 178V182L0 183V192L1 193H3V194H9V193H11L13 190H14V188H15V186H16V184L18 183V180H19V176H18V174H19ZM50 171V170H49ZM244 171H246V170H240V172H244ZM51 172V171H50ZM54 172V171H53ZM57 172V171H56ZM238 172V171H237ZM237 172H234V171H227V173H225L226 175V177L231 181V182H233L235 179V181H236V183H227L228 184V188L230 187V189H231V192H233L235 195H236V199H235V205H237V207L234 209V212H235V214H237L238 216H240V217H244V219H245V222H246V227L249 229V230H251V231H253L254 232V234L256 233V236L257 235H259V236H264V183H250V185L251 186H249L248 185V187H246L245 185H244V183H240V181H239V179L237 178ZM46 173V172H45ZM63 173V172H62ZM51 174L53 175V173L51 172ZM50 174V175H51ZM55 174V173H54ZM58 174H59V172H58ZM58 174H56V175H58ZM65 174V173H64ZM1 175V174H0ZM12 175V176H11ZM49 175V176H50ZM60 175V174H59ZM58 175V176H59ZM71 175V174H70ZM21 176V175H20ZM43 176V175H42ZM54 177H56L55 175H53ZM61 177H63L62 175H60ZM44 177V176H43ZM66 177V176H65ZM68 177V176H67ZM12 178H14V179H12ZM21 178V177H20ZM33 178H35L34 176H33ZM11 179L13 180L10 184H7L9 181H11ZM26 179V178H25ZM36 179V178H35ZM39 179V178H38ZM43 179V178H42ZM42 179H41V182H43L42 181ZM55 179V178H54ZM57 179H59V178H57ZM63 179V178H62ZM69 179V178H68ZM22 180V179H21ZM30 180V179H29ZM28 180V181H29ZM66 180V179H65ZM71 180V179H70ZM23 181V180H22ZM56 181H58V180H56ZM60 181V180H59ZM58 181V182H59ZM229 181V182H230ZM26 182V181H25ZM45 182V181H44ZM23 183V182H22ZM46 183V182H45ZM52 183H54V181L52 182ZM30 184H32V183H30ZM43 184V183H42ZM51 184V183H50ZM98 184V183H97ZM164 184V183H163ZM173 184V183H172ZM171 184V186H170V183L167 185V183H165L164 184V186L165 185H167L166 186V188H164L163 190H161L159 187V189L161 190V191H149V192H144L143 194H142V192H143V190H141L140 192V194H142L138 199H135L137 202H138V200H139V206H137V209H138V213H139V215H140V217H139V221L137 222V223H133L128 217H127V214H128V212H127V210H126V212H125V210H124V208H123V204L121 205L119 202H120V200L118 199V201L119 202H110V203H108L107 205H105V203H104V205L102 204L101 206H100V201L98 202V204L99 205H97V207H94L95 206V204L94 203H92V204H94V206H92V204H91V208H88L89 207V205H88V207L87 206H85L87 209H88V211H90V212H87V211H85V212H87V213H84V216L82 217L81 216V214H79L80 215V218L79 217H77L79 220L78 221H76V223L74 222V225H72V226H67L66 224V226L67 227H65V228H61L62 230L59 232L58 231V229H57V231L56 232H59V233H55V235L54 236H51L50 237V240H49V242H47V244L45 243V245L43 246L42 244L40 245V246H37V247H40V248H38V250L37 251H35V253H32V255H30V256H27V258H25L22 262H19L20 264H42V263H47V262H45V260L48 258V257H51V256H53V257H55V258H57V259H61L60 261H62V262H64V264H65V261H70V263L72 262H74V263H78V264H121V262H122V260L125 258V260L128 258V260L130 261V263L131 264H143L142 262H141V259H139L141 256H139L140 254H138V252L136 253L135 251H131L130 250V248L129 249H127V248H124L125 250H120L119 249V251L116 249V250H114V248H116V246H118V245H122V244H126V246L127 245H129L130 243L129 242H131V240H133V239H135V238H137L138 240H139V246H141V244L142 245H144V247L146 246V247H154V246H156V242H158V239H160V238H162V241H169L170 239H172V237L175 235V233H177V231H178V233L179 232H184L185 234H187L188 235V233H191L190 231H193L194 229L193 228H197L198 229V227L199 228H202V229H204V231L205 230H216V231H218V233L220 232V231H224V232H226V231H232V230H236L237 228V226H236V224H235V221L229 216V214L228 213H230V209H231V207H232V204L231 203H228V202H224V201H222V200H217V199H215V198H211V197H209V198H206L204 195H202L201 194V192H202V190H198V188H196V187H190V183H185L186 185H184V183L183 184H179V186H176V187H174L173 185L175 184H173L172 185ZM178 184V183H177ZM192 184V183H191ZM199 184V183H198ZM204 184H209V183H200V185H199V187L201 186V185H203L204 186ZM6 185H8V186H6ZM23 185H25V184H23ZM36 185L37 184H34V186H35V188H37L36 187ZM41 184H39V182H38V186H40ZM120 185V184H119ZM161 185V188L163 187L162 186V184H160ZM159 185V186H160ZM181 185V186H180ZM194 185V184H193ZM193 185H191V186H193ZM33 186V187H34ZM41 186H43V187H46V185H41ZM61 186V185H60ZM149 186V185H148ZM156 186V185H155ZM154 186V187H155ZM27 187H29V186H27ZM32 187V188H33ZM53 187V186H52ZM56 187V186H55ZM58 187V186H57ZM147 187V186H146ZM178 187V188H177ZM30 188L31 187H29V190H30ZM40 188V187H39ZM134 188V187H133ZM132 188V189H133ZM144 188V187H143ZM142 188V189H143ZM202 188V187H201ZM22 189H24V188H22ZM34 189V188H33ZM32 189V190H33ZM44 189V188H43ZM46 189V188H45ZM48 189V188H47ZM50 189H51V187H50ZM53 189V188H52ZM106 189V188H105ZM141 189V188H140ZM139 189V190H140ZM150 189H151V187H150ZM158 189V190H159ZM32 190H31V192L29 193V194H34V193H32ZM36 190V189H35ZM42 190V189H41ZM49 190V189H48ZM78 190H80V189H78ZM134 190V189H133ZM132 190V191H133ZM156 190V189H155ZM193 190H195V193L194 192H192V193H194L193 195H190V193H191V191H193ZM3 191V192H2ZM5 191V192H4ZM28 191V190H27ZM26 191V192H27ZM39 191H40V189H39ZM97 191V190H96ZM112 191V190H111ZM125 191H127V189L125 190ZM131 191V192H132ZM135 191V190H134ZM146 191V190H145ZM25 192V191H24ZM23 192V193H24ZM42 192V191H41ZM40 192V193H41ZM178 192V194H176V193ZM0 193V194H1ZM39 193V192H38ZM43 193V192H42ZM63 193V192H62ZM109 193V192H108ZM116 193V192H115ZM123 193V192H122ZM135 193V192H134ZM138 193V192H137ZM204 193V192H203ZM28 193H27V195H29ZM105 194H107V193H105ZM125 194V193H124ZM140 194H138V195H140ZM6 195V196H7ZM15 195H17V194H15ZM19 195V194H18ZM17 195V196H18ZM22 195V194H21ZM21 195H19V197L21 196ZM25 195H26V193H25ZM24 195V196H25ZM39 195L40 194H37L36 196L37 197H35L34 195V197L35 198H37L38 199V197H39ZM116 195H118V194H116ZM123 195V194H122ZM127 195V194H126ZM137 195V194H136ZM11 196V195H10ZM106 196V195H105ZM104 196V197H105ZM114 196V195H113ZM120 196V195H119ZM125 196V195H124ZM12 197H14L13 196V194H12ZM16 197V196H15ZM29 197H32V196H29ZM34 197H33V199H34ZM82 197V196H81ZM96 197V196H95ZM103 197V196H102ZM101 197V199H100V197H99V200H102L103 201V198ZM135 197V196H134ZM22 198V197H21ZM40 198V197H39ZM110 198V197H109ZM112 198V197H111ZM113 198H115V197H113ZM136 198V197H135ZM90 199V198H89ZM107 197H106V202H108L107 201ZM117 199V198H116ZM128 199V198H127ZM127 199H126V201H127ZM12 200H16V198L15 199H12ZM26 200H28V199H26ZM30 200V199H29ZM36 200V199H35ZM87 200V199H86ZM95 200H97V198L95 199ZM75 201V200H74ZM135 201V202H136ZM3 202H5L4 200H3ZM20 202V201H19ZM19 202H17V203H19ZM30 202V201H29ZM32 202V201H31ZM34 202V201H33ZM84 202V201H83ZM89 202H91V201H89ZM95 202V201H94ZM97 202V201H96ZM95 202V203H96ZM12 203H14V202H12ZM80 203V202H79ZM86 203V202H85ZM130 203H133V202H130ZM16 204V203H15ZM33 204V203H32ZM88 204V203H87ZM126 204V203H125ZM17 205V204H16ZM23 205V204H22ZM29 205V204H28ZM80 205V204H79ZM8 206V205H7ZM6 206V207H7ZM21 206V205H20ZM70 206V205H69ZM68 206V207H69ZM82 206V205H81ZM84 206V205H83ZM4 207V206H3ZM11 207V206H10ZM9 207V208H10ZM17 207V206H16ZM75 207V206H74ZM73 207V208H74ZM76 207H77V204H76ZM80 207V206H79ZM1 209H2V207H0ZM9 208H8V212H9ZM78 208V207H77ZM84 208V207H83ZM85 208V209H86ZM18 209V208H17ZM64 209V208H63ZM75 209V208H74ZM79 209V208H78ZM90 209V210H89ZM19 210V209H18ZM24 210V209H23ZM68 210V209H67ZM22 211V210H21ZM21 211H19V212H21ZM25 211V210H24ZM77 210H75V212H76ZM84 210L82 209V212H83ZM2 212V211H1ZM32 212H34V211H32ZM54 212V211H53ZM70 212H72V211H70ZM70 212H66V213H70ZM61 213V212H60ZM63 213V212H62ZM61 213V214H62ZM73 213V212H72ZM78 213H80L79 211H78ZM1 214V213H0ZM71 214V213H70ZM69 214V216H71ZM86 214V215H85ZM14 215H17V212H16V214H14ZM64 215H65V213H64ZM67 215V214H66ZM65 215V216H66ZM73 215L74 214H72V217H73ZM76 215L78 216V214H76L75 213V218H76ZM10 216V215H9ZM18 216V215H17ZM55 216V215H54ZM63 216V215H62ZM7 217V216H6ZM14 217H16V216H14ZM9 218V217H8ZM7 218V219H8ZM20 218V217H19ZM27 218V217H26ZM65 217H63V219H64ZM67 218V217H66ZM65 218V219H66ZM77 218L76 219H74L73 218V221L74 220H77ZM5 219V218H4ZM6 219V221L4 220V222H9V220H7ZM18 219V218H17ZM20 219H22V218H20ZM20 219H18V221L20 220ZM58 219L60 220L61 218L60 217H58ZM62 219V220H63ZM71 219V218H70ZM30 220V219H29ZM14 221V220H13ZM12 221V224L16 221V218H15V221L13 222ZM17 221V222H18ZM25 221V220H24ZM23 220L21 221L22 223L24 222ZM63 221H65V220H63ZM67 221V220H66ZM68 222V221H67ZM66 222V223H67ZM70 222H72V220H70ZM69 222V223H70ZM61 223H62V221H61ZM64 223V222H63ZM15 224H16V222H15ZM15 224H13V225H15ZM12 225V226H13ZM18 225H20V224H18ZM70 225H71V223H70ZM12 226H10V227H12ZM56 226V225H55ZM62 226H64L63 224H62ZM8 226H6L5 228H4V230L7 228ZM14 227V226H13ZM57 227V226H56ZM9 228V227H8ZM24 228V227H23ZM60 228V227H59ZM26 229H27V226H26ZM7 230V229H6ZM12 230V229H11ZM196 230V229H195ZM199 230V229H198ZM201 230V229H200ZM8 231V230H7ZM17 231V230H16ZM25 231V230H24ZM46 231V230H45ZM237 231V230H236ZM236 231H233V232H236ZM4 232V231H3ZM50 232L51 231H49V233H48V235L50 236ZM211 232V231H210ZM1 233H2V231H1ZM177 233V234H178ZM193 233H196L195 231L193 232ZM52 234V233H51ZM221 234V233H220ZM235 234V233H234ZM1 235V234H0ZM47 235V233H46V237L48 236ZM187 235H185V236H187ZM198 235V234H197ZM193 236V235H192ZM190 237L189 238V240H191V242H192V240H193V242H194V239H196L197 237ZM196 236V235H195ZM44 237V236H43ZM177 237V236H176ZM176 237H175V239H176ZM181 237V236H180ZM188 237H189V235H188ZM186 238V237H185ZM249 238V237H248ZM163 239H165V240H163ZM174 239V238H173ZM172 239V240H173ZM177 239H179V238H177ZM187 239V238H186ZM138 240L136 241V240H134L135 242H138ZM172 240H170V241H172ZM169 241V242H170ZM160 242V241H159ZM173 242V241H172ZM186 242L187 243H190V242H188L187 240H186ZM43 243V242H42ZM127 243H129V244H127ZM156 243V244H155ZM161 243V242H160ZM196 243V242H195ZM36 245V244H35ZM38 245V244H37ZM158 245H160V244H158ZM187 245V244H186ZM190 245H192V244H190ZM194 245V244H193ZM29 246V245H28ZM126 246H124V247H126ZM132 246V245H131ZM165 246H167V245H165ZM164 246V247H165ZM172 246V245H171ZM187 246H189V245H187ZM227 246V245H226ZM229 246V245H228ZM36 247V248H37ZM120 247V246H119ZM123 247V246H122ZM135 247V246H134ZM145 247V248H146ZM191 247V246H190ZM215 247V246H214ZM158 248V247H157ZM229 248V247H228ZM228 248H227V250H228ZM132 249V248H131ZM150 249V248H149ZM154 249V248H153ZM206 249V248H205ZM211 249V248H210ZM210 249H208V250H210ZM214 249V248H213ZM212 249V250H213ZM142 250V249H141ZM156 250V249H155ZM166 250V249H165ZM200 250V249H199ZM34 251V250H33ZM145 251V250H144ZM148 251V250H147ZM174 251V250H173ZM206 251H207V249H206ZM216 250H214V252H215ZM260 251V250H259ZM257 252L256 253V251L254 252V249L251 247V246H248V247H246L245 249H243V250H241V251H239V252H234V254L232 253V257H231V260L233 261V262H236L237 264H260L263 260H264V252ZM170 252V251H169ZM197 252V251H196ZM132 253V254H131ZM175 253V252H174ZM131 254V255H130ZM156 254V253H155ZM193 254H194V252H193ZM191 255V254H190ZM201 256V254L200 253H198L197 252V254H194L193 256H191V260L192 259H195V260H197V258L199 259V257L198 256ZM204 255V254H203ZM202 255V256H203ZM206 255V254H205ZM139 257L138 259H139V262H138V260L136 259L135 260V258L136 257ZM131 257H135L134 259L133 258H131ZM205 257V256H204ZM129 258H131V259H129ZM145 258V257H144ZM144 258H143V260H144ZM172 258V257H171ZM177 258H179V256H177ZM182 258V257H181ZM230 258V257H229ZM14 259V258H13ZM142 260V261H143ZM179 260V259H178ZM181 260V259H180ZM124 261V260H123ZM127 261V260H126ZM147 261H149V260H147ZM152 261V260H151ZM158 261V260H157ZM160 262V261H159ZM159 262H157V263H154V264H162V263H159ZM174 262V261H173ZM172 262V263H173ZM176 262V261H175ZM181 262V261H180ZM196 262V261H195ZM232 262V263H233ZM18 263V264H19ZM124 263V262H123ZM192 263V262H191ZM128 264V263H127ZM148 264H150V263H148ZM175 264H177V263H175ZM182 264H184V262H182Z\"/></svg>",
    "mask_w": 264,
    "mask_h": 264
}]
</instances>
